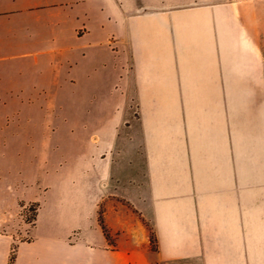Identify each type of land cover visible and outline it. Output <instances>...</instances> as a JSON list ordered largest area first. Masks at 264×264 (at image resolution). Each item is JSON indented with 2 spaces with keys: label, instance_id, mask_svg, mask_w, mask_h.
I'll return each mask as SVG.
<instances>
[{
  "label": "crops",
  "instance_id": "0c3cea01",
  "mask_svg": "<svg viewBox=\"0 0 264 264\" xmlns=\"http://www.w3.org/2000/svg\"><path fill=\"white\" fill-rule=\"evenodd\" d=\"M185 1H69L87 4L72 27L82 57L67 62L114 78L123 114L94 137L91 178L58 184L45 219L39 205L27 228L0 203V264H264V0ZM58 44L24 81L57 80ZM92 213L97 241L74 221Z\"/></svg>",
  "mask_w": 264,
  "mask_h": 264
},
{
  "label": "rangeland",
  "instance_id": "374dc122",
  "mask_svg": "<svg viewBox=\"0 0 264 264\" xmlns=\"http://www.w3.org/2000/svg\"><path fill=\"white\" fill-rule=\"evenodd\" d=\"M52 1L57 5L10 13ZM69 1L0 0V203L12 221L27 228L33 226L39 205L45 219L58 184L66 181L82 189L92 175L90 161L98 162V154L92 155L94 137L123 114L114 78L90 77L82 60L74 68L67 62L68 54L82 57L85 44L73 37L72 27L88 3ZM96 2L91 0V6ZM52 34H58L57 50L63 51L58 54L57 80L43 85L24 81L35 77L34 56L39 55L38 64L46 63ZM74 221L82 235L90 231L99 240L93 213Z\"/></svg>",
  "mask_w": 264,
  "mask_h": 264
},
{
  "label": "trees",
  "instance_id": "16d2710c",
  "mask_svg": "<svg viewBox=\"0 0 264 264\" xmlns=\"http://www.w3.org/2000/svg\"><path fill=\"white\" fill-rule=\"evenodd\" d=\"M36 219V217L34 218V220ZM98 223L100 225V228L102 230V233L105 237V239L110 243V244H113V241H111L110 239V233L108 231V229L106 228L102 218H99L98 220ZM150 244H151V248L152 250L156 251V239H155V236L153 234V232H150ZM14 259H15V256L14 254L12 253L11 256H10V259H9V264H13L14 262Z\"/></svg>",
  "mask_w": 264,
  "mask_h": 264
}]
</instances>
